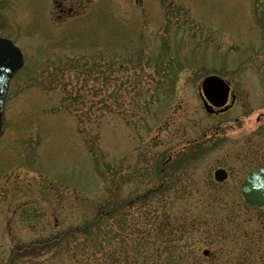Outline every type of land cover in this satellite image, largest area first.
Here are the masks:
<instances>
[{
  "label": "rangeland",
  "instance_id": "rangeland-1",
  "mask_svg": "<svg viewBox=\"0 0 264 264\" xmlns=\"http://www.w3.org/2000/svg\"><path fill=\"white\" fill-rule=\"evenodd\" d=\"M0 36V264H264V0H0Z\"/></svg>",
  "mask_w": 264,
  "mask_h": 264
},
{
  "label": "water",
  "instance_id": "water-1",
  "mask_svg": "<svg viewBox=\"0 0 264 264\" xmlns=\"http://www.w3.org/2000/svg\"><path fill=\"white\" fill-rule=\"evenodd\" d=\"M23 65V55L10 39L0 36V135L4 131V105L11 78ZM205 108L211 112L210 106L221 107L228 99L230 86L227 81L217 75H208L202 81ZM214 177L222 181L227 177L224 168H218ZM241 192L245 200L259 207H264V168L251 171L244 179ZM207 253V251H205Z\"/></svg>",
  "mask_w": 264,
  "mask_h": 264
},
{
  "label": "flooded vegetation",
  "instance_id": "flooded-vegetation-1",
  "mask_svg": "<svg viewBox=\"0 0 264 264\" xmlns=\"http://www.w3.org/2000/svg\"><path fill=\"white\" fill-rule=\"evenodd\" d=\"M62 10H64V9H62ZM262 118H264V112H260V116H258L257 117V120L259 121V120H261ZM261 132H263L264 133V128H262V131ZM264 135V134H263ZM163 224H166V223H163ZM161 226H163V225H161ZM161 233V236H163L164 234H166L167 232H168V230L167 229H155L154 230V233Z\"/></svg>",
  "mask_w": 264,
  "mask_h": 264
}]
</instances>
